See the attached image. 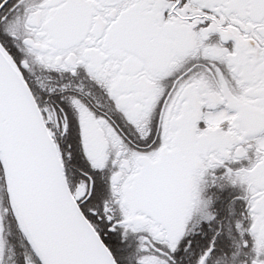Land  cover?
<instances>
[{
  "label": "snow or ice",
  "instance_id": "6c2138e0",
  "mask_svg": "<svg viewBox=\"0 0 264 264\" xmlns=\"http://www.w3.org/2000/svg\"><path fill=\"white\" fill-rule=\"evenodd\" d=\"M0 264H264V0H0Z\"/></svg>",
  "mask_w": 264,
  "mask_h": 264
}]
</instances>
